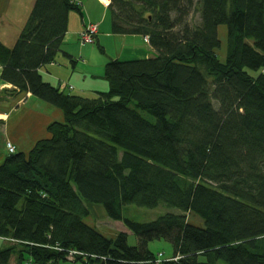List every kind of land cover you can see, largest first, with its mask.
<instances>
[{
  "label": "trees",
  "instance_id": "obj_1",
  "mask_svg": "<svg viewBox=\"0 0 264 264\" xmlns=\"http://www.w3.org/2000/svg\"><path fill=\"white\" fill-rule=\"evenodd\" d=\"M71 10L73 0H34L14 42L0 41L8 95L62 115L0 163V264H264V0H110L111 32L143 36L153 54L107 61L108 89L92 96L39 73ZM88 203L137 243L85 223ZM126 205L177 212L136 222ZM160 239L169 256L149 250Z\"/></svg>",
  "mask_w": 264,
  "mask_h": 264
},
{
  "label": "crops",
  "instance_id": "obj_2",
  "mask_svg": "<svg viewBox=\"0 0 264 264\" xmlns=\"http://www.w3.org/2000/svg\"><path fill=\"white\" fill-rule=\"evenodd\" d=\"M8 1L6 0L7 3ZM73 1L78 5L79 10L68 12L67 30L60 44V50L55 55L53 62L39 68V73L44 81L53 86L64 85L65 88L73 90L77 94L92 96L97 91H106L108 89V84L102 77L104 65L107 61L113 59H144L150 57L153 54V50L145 42L143 36L115 35L111 32L110 12L108 10L110 0ZM33 3L34 0H29L30 8ZM87 22L97 25L95 42L105 52L103 57L96 56L92 47L83 46L81 51L76 48L77 33L83 29L84 24ZM5 45L7 44L5 43ZM85 50L88 54L84 53ZM59 52L60 55L58 54ZM90 55L96 57V59H90ZM98 59L99 62L97 61ZM262 73H264V68ZM70 86L71 88H69ZM12 88L10 84L3 82L0 78V103L8 104L15 99L16 106H19L25 102L27 103V101H33L34 104L28 112L26 111L27 114L25 116L26 123H32V127L29 125L31 129L38 127L45 129L46 125L51 121V116H61L59 110L45 102L42 104L34 100L30 93L8 95ZM50 112L53 115H49L48 113ZM0 115V143L2 148L6 150L5 143L10 142L14 145L16 151L19 146V142L16 140V129L12 130L6 126L8 118L5 111L0 109ZM12 134L15 137L11 138ZM121 231L127 233L125 227Z\"/></svg>",
  "mask_w": 264,
  "mask_h": 264
},
{
  "label": "rangeland",
  "instance_id": "obj_3",
  "mask_svg": "<svg viewBox=\"0 0 264 264\" xmlns=\"http://www.w3.org/2000/svg\"><path fill=\"white\" fill-rule=\"evenodd\" d=\"M30 10L29 0H9L8 3L6 0H1L0 3V41L4 44L11 45L13 40L16 38L18 33L20 32L25 20L28 16ZM194 20H198V14H194ZM218 37L220 39V47L216 50L217 57L220 61H224L227 53L226 46V35L227 28L224 25H219L217 27ZM76 48L81 51L83 46L87 48L94 49V54L98 57L104 56V51L98 46L96 42L92 44H80L76 40ZM84 53H87L86 50ZM60 55V52L58 53ZM94 55V56H95ZM91 56V55H90ZM90 59H96V57L91 56ZM96 61V60H95ZM99 62V59L97 60ZM44 69V67H43ZM42 69V70H43ZM65 83V82H64ZM66 93H77L73 90H69L68 88L63 89ZM34 100H37L40 103H44L43 101L33 97ZM33 101H27L24 104H20L16 106V100H12L8 104L0 103V109L7 113V121L6 126L9 129L15 130V134L17 136L16 140L19 142V146L16 151H22L27 153L32 147L33 143L36 139L45 137L46 132L45 129L41 127L38 128H30L32 127V123L27 124L25 121V116L28 110L31 109L33 105ZM3 105V107H2ZM56 110V107H53ZM27 111V112H26ZM49 115H53L48 113ZM61 114V112H60ZM143 115L151 120V117L145 113ZM51 121L53 120H61V116H51ZM29 119V118H28ZM27 119V121H28ZM30 125V126H29ZM15 128V129H14ZM15 137L13 134L11 138ZM9 154L6 150H3L2 145L0 143V163L3 161L4 157ZM89 215L84 218V222L89 226L94 227L106 237H111L116 232L121 231L124 226L120 221H114L107 217L106 212L102 205L96 203H88ZM177 212L176 209L167 208L165 206L159 205L153 209L138 207L135 205H126L123 207L122 213L125 217L136 221V222H148L156 217L166 213V212ZM202 223V222H201ZM127 243L129 245H135L137 243L136 237L129 231H127ZM148 248L154 253H162L164 257L169 256L171 254V246L166 241L154 240L148 243ZM11 264H14V261H11ZM61 264H83L80 261L71 262V261H63ZM91 264V263H88ZM100 264V263H93ZM219 264H224L219 262Z\"/></svg>",
  "mask_w": 264,
  "mask_h": 264
},
{
  "label": "built area",
  "instance_id": "obj_4",
  "mask_svg": "<svg viewBox=\"0 0 264 264\" xmlns=\"http://www.w3.org/2000/svg\"><path fill=\"white\" fill-rule=\"evenodd\" d=\"M96 34H97V25L87 22L84 24L83 29L77 33V41L80 44H92L96 40ZM144 40L145 42H147L146 38H144ZM69 88H71V86ZM5 149L7 153H13L15 151L14 145H12L10 142L5 143ZM74 254L77 253L71 252L69 254L70 256L69 258H71Z\"/></svg>",
  "mask_w": 264,
  "mask_h": 264
},
{
  "label": "bare ground",
  "instance_id": "obj_5",
  "mask_svg": "<svg viewBox=\"0 0 264 264\" xmlns=\"http://www.w3.org/2000/svg\"><path fill=\"white\" fill-rule=\"evenodd\" d=\"M1 116V115H0Z\"/></svg>",
  "mask_w": 264,
  "mask_h": 264
}]
</instances>
